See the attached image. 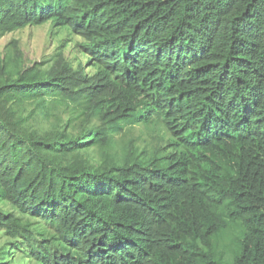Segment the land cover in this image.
Segmentation results:
<instances>
[{
	"label": "trees",
	"instance_id": "1",
	"mask_svg": "<svg viewBox=\"0 0 264 264\" xmlns=\"http://www.w3.org/2000/svg\"><path fill=\"white\" fill-rule=\"evenodd\" d=\"M47 24L0 51V264H264V0H0Z\"/></svg>",
	"mask_w": 264,
	"mask_h": 264
},
{
	"label": "rangeland",
	"instance_id": "2",
	"mask_svg": "<svg viewBox=\"0 0 264 264\" xmlns=\"http://www.w3.org/2000/svg\"><path fill=\"white\" fill-rule=\"evenodd\" d=\"M49 31L50 25L47 24L41 27L27 28L21 32L8 35L0 40V51H2L12 39H18L28 62L40 61L44 55L53 50L51 46L52 41L49 39ZM135 136L141 137L142 144L148 143L152 145L153 142L156 143V139H154L156 136L148 133L142 128L136 131Z\"/></svg>",
	"mask_w": 264,
	"mask_h": 264
}]
</instances>
